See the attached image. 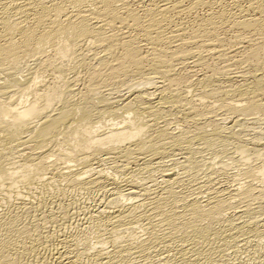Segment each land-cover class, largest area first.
I'll return each instance as SVG.
<instances>
[{
  "label": "bare ground",
  "instance_id": "6f19581e",
  "mask_svg": "<svg viewBox=\"0 0 264 264\" xmlns=\"http://www.w3.org/2000/svg\"><path fill=\"white\" fill-rule=\"evenodd\" d=\"M0 264H264V0H0Z\"/></svg>",
  "mask_w": 264,
  "mask_h": 264
}]
</instances>
